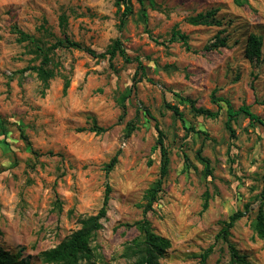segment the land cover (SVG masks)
Instances as JSON below:
<instances>
[{"label":"rangeland","instance_id":"rangeland-1","mask_svg":"<svg viewBox=\"0 0 264 264\" xmlns=\"http://www.w3.org/2000/svg\"><path fill=\"white\" fill-rule=\"evenodd\" d=\"M242 1L128 0L131 13L119 28L124 5L116 0H0L3 250H22L30 264H49L39 253L96 214L108 184V209L91 240V263L133 264L126 251L142 236L132 224L141 219L147 190L158 177L157 123L169 165L147 219L170 242L158 262L199 264V255L212 246L206 264H230L227 242L215 236L248 204L228 243L247 264H264V243L251 227L264 185V130L238 116L232 138L224 102H212L249 106L264 120V0ZM208 13L211 24H189ZM173 30L187 37L188 50L170 41ZM251 35L261 39L258 61L245 56ZM65 37L96 53L118 39L132 62L119 55L91 58L60 46ZM219 40L224 46L212 48ZM135 59L143 76H135ZM41 70L51 74L44 76L46 84ZM191 102L218 117L195 116ZM166 105L177 107L182 118ZM128 123L135 129L126 137ZM94 126L104 131H91ZM198 152L209 161V176ZM116 153L118 162L105 175Z\"/></svg>","mask_w":264,"mask_h":264},{"label":"trees","instance_id":"trees-1","mask_svg":"<svg viewBox=\"0 0 264 264\" xmlns=\"http://www.w3.org/2000/svg\"><path fill=\"white\" fill-rule=\"evenodd\" d=\"M116 5H124V11L122 13V18L120 20L119 28H122L125 18L131 13V8L128 5V0H116ZM234 3L238 6L243 5L242 0H234ZM211 16L210 13L207 15H198L196 18L189 19L188 22L191 25H209L208 18ZM170 41L181 42L188 50L187 37L177 30L171 32ZM225 44L224 40H219L217 45H212V48L223 47ZM261 39L254 35L248 38L245 56L249 60L258 61L260 58V47ZM60 46L65 48L78 49L89 55L94 59H103L108 57L109 60L113 59L116 55H119L126 63H131L132 61L126 56V52L122 47L120 40L116 39L111 47L105 52L96 53L88 47L82 46L80 43L69 40L65 37L63 43L60 42ZM210 48L207 47V50ZM46 63V59H44ZM137 66L135 76L140 72V75H144V68L142 67L140 61L135 59ZM48 71L41 70L39 76L43 78L45 84V77L50 76ZM45 76V77H44ZM46 77V78H47ZM139 82V80L137 81ZM69 86V81L65 80L63 85V93L66 92ZM213 103L224 102L226 106L225 115V128L228 130L232 138L235 137L234 129H232V123L236 121L238 116H243L248 119L249 125L260 126L264 130V120L254 114L249 106L242 105L237 109H234L228 101L222 99L213 98ZM166 108L172 112L174 116L182 118V114L179 112L178 108L175 106L166 105ZM190 110L195 116H202L207 119H216L218 117L217 112H211L203 108L195 107L194 103H190ZM154 128L157 132L156 145L160 152V164L158 177L154 183L147 190L145 196V204L142 208L141 219L132 224L141 234L142 239H136L131 242V247L126 251V255H131L135 258L133 264H160L158 260L164 256L166 250L170 247V242L168 239L157 235L151 228L150 222L147 219V214L152 212L153 205L158 200V195L162 191V185L164 179L168 174L169 158L168 152L163 143V134L158 127L157 123H154ZM135 129L132 123H128L126 128L125 136L128 137L131 132ZM95 133L103 132L104 129H98L95 126L90 129ZM197 160L203 165L204 174L209 176L211 174V169L209 167V161L204 158L200 152L197 153ZM118 162V154L116 153L109 162L104 166L105 175L110 173ZM111 189L108 184L105 185L104 194L102 199V204L96 214L88 216L84 219L79 220L80 228L67 236L63 241H61L55 247L44 250L39 253V256L45 263L49 264H93L91 260L94 258L93 248L91 247V240L95 236L96 232L102 228L101 220L106 217L108 202ZM259 205L257 207L256 213L252 222V231L259 240L264 243V185L261 192L257 196ZM208 195H205V201L202 205L201 212H204L208 206ZM249 213V205H245L243 211H236L231 216H229L228 221L223 223V226L215 236V241L221 239L228 244L229 254H230V264H247L246 258L240 255L233 245L228 243V237L230 236V230L234 227L235 223L242 218L246 217ZM212 252V246L206 249L199 255V264H206V260ZM0 264H30V256H23L22 250H18L13 253L10 251L3 250L0 247Z\"/></svg>","mask_w":264,"mask_h":264}]
</instances>
